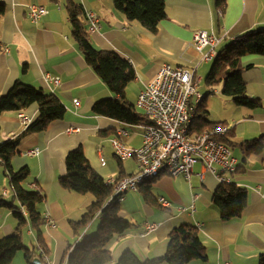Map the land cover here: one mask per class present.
<instances>
[{"label":"crops","instance_id":"crops-1","mask_svg":"<svg viewBox=\"0 0 264 264\" xmlns=\"http://www.w3.org/2000/svg\"><path fill=\"white\" fill-rule=\"evenodd\" d=\"M74 1L83 12L91 11L99 20L100 29L89 33L92 45L117 54L134 69L135 79L126 87V99L141 116L142 111L135 106L137 96L161 65L189 66L196 62L197 55L191 46L196 31H206L218 40L214 47L217 57L236 36L264 29V0H225L223 7H216L215 0H164L166 17L155 33L126 20L115 10L112 0ZM0 2L5 4L0 17V96L20 81L52 94L66 110L63 119L51 122L43 132L22 138L11 159L14 172L23 168L28 172L21 186L39 192L42 197L37 206L42 218L40 233L37 235L27 220L22 243L40 256L44 251L46 264H65L68 248L95 235L100 223L95 217L88 227L73 231L71 223L80 221L95 198L91 194L70 193L60 186L58 180L65 174L66 155L81 147L90 167L104 181L132 175L136 172L135 160L119 161L110 140L117 129H123L127 132L124 144L140 147L143 125L121 123L92 112L95 103L115 97L87 65L73 41L66 0ZM30 5L44 7L46 15L31 22L26 16ZM242 67L247 94L260 102L252 110L234 104L220 93V86L206 87L202 92L201 80L197 78L198 91L204 97L201 114L211 124L221 123L230 129L229 149L240 169L229 176L228 184L233 181L247 192L242 216L229 221L220 219L212 199L219 185L226 183H220L201 165L193 167L188 181L182 176L160 175L146 189L152 203L144 199L140 190L124 194L119 216L129 223V229L108 242L112 258L108 264H115L125 251L133 252L141 261L162 257L170 232L181 225L196 227L205 247L206 259L189 264H258L259 255L264 253V149L243 161L239 145L260 137L264 142V57H244ZM45 74L58 77L59 85L49 83ZM23 112L32 122L38 109L31 105ZM18 113L0 115V143L14 140L25 130ZM70 128L79 131L70 133ZM36 148L37 155L29 156ZM9 180L0 167V191H7L6 199L13 196ZM159 197L170 203L169 208L158 203ZM25 212L22 214L27 219ZM48 219L53 226L48 225ZM147 225H154L155 229L146 232ZM15 227L11 212L0 207V239L12 235ZM18 254L11 264H25L23 253Z\"/></svg>","mask_w":264,"mask_h":264},{"label":"trees","instance_id":"trees-1","mask_svg":"<svg viewBox=\"0 0 264 264\" xmlns=\"http://www.w3.org/2000/svg\"><path fill=\"white\" fill-rule=\"evenodd\" d=\"M112 2L115 10L120 12L126 20L138 23L150 33H155L158 24L166 17L164 0H112ZM224 4L225 0H215L216 7H223ZM4 11L5 4L0 2V17ZM66 11L70 19L71 36L79 52L94 74L115 97L95 103L92 112L121 123L150 125L149 120L144 115H139L126 99V87L135 79L132 66L117 54L98 50L92 45L85 14L79 4L74 0H66ZM247 56L264 57V29L250 30L231 39L214 59L203 83L209 89L220 86L222 95L231 98L234 104L252 110L258 108L260 102L247 94L242 77L244 71L242 58ZM31 105L37 106L36 118L14 140L0 143V167L10 177L9 188L13 192V196L9 199L0 195V207L11 212L16 222L14 233L0 239V264H11L19 252L23 253L25 264H32L33 259L36 258L41 264H46L34 248H27L22 243V233L27 220L36 230L37 235L40 233L42 218L37 206L42 201V197L39 192L27 191L21 186L28 172L25 168L14 172L11 168V159L22 138L43 132L51 122L63 119L66 110L52 94H46L41 89L15 81L9 90L0 96V115L13 111L20 113ZM202 105L193 123L195 132L218 125L211 124L203 117ZM220 141L228 148L232 146L229 141V132ZM239 149L245 161L252 155L260 154L264 149V142L261 137L245 141L239 145ZM65 169V174L58 180L62 188L70 193L91 194L95 198L80 221L71 223L73 231L76 233L78 229L88 227L95 217H98L100 221L95 235L84 238L68 248L65 264H108L112 261L107 247L108 242L114 237L123 236L129 229V223L119 216L120 203L116 199L108 200L113 188L106 186L105 181L90 167L81 147L71 150L66 155ZM239 169L238 167L235 173ZM123 177L126 176L118 179ZM152 182L139 187L144 194V199L150 203L153 200L146 189H149ZM106 202L108 204H105ZM212 202L219 211L220 219L229 221L242 216L247 204V192L233 181L228 185L220 184L213 194ZM22 210L27 212V219L23 216ZM205 259V247L196 227L181 225L170 232L168 248L162 257L141 261L133 252L125 251L115 264H160L162 262L189 264ZM258 264H264V253L259 255Z\"/></svg>","mask_w":264,"mask_h":264},{"label":"built area","instance_id":"built-area-1","mask_svg":"<svg viewBox=\"0 0 264 264\" xmlns=\"http://www.w3.org/2000/svg\"><path fill=\"white\" fill-rule=\"evenodd\" d=\"M46 13L44 7L30 5L26 16L35 23ZM84 14L87 31L89 33L98 31L100 24L95 13L86 10ZM217 42L212 34L202 30L196 31L191 43L197 55L196 62L189 66L161 65L154 78L140 91L135 106L142 111L150 125L143 126L140 147L129 148L124 144L123 138L127 136V132L123 129H117L110 140L119 161L132 158L136 162L134 174L105 181L106 186L113 188L111 199L121 203L124 194L138 192L140 185L155 181L163 174L171 177L182 176L188 181L196 164L201 165L220 183L230 182L229 176L235 174L237 161L230 149L220 141L227 136L229 127L218 124L200 132L193 131L195 117L203 103V96L198 91L199 80L196 78L195 70L200 63L216 58L214 47ZM205 48H208L206 52ZM44 78L53 85H59L58 77L45 74ZM18 119L24 129L31 123L24 112L18 114ZM78 131L75 128L69 129L70 133ZM38 152L39 149L36 148L28 155H37ZM0 195L7 197L8 193L3 189ZM157 201L164 208L170 206L162 197L157 198ZM24 212L25 210H22L23 214ZM48 225L53 226L49 219ZM154 229V225L145 227L146 232ZM41 256L44 261L47 260L44 251L41 252Z\"/></svg>","mask_w":264,"mask_h":264},{"label":"rangeland","instance_id":"rangeland-1","mask_svg":"<svg viewBox=\"0 0 264 264\" xmlns=\"http://www.w3.org/2000/svg\"><path fill=\"white\" fill-rule=\"evenodd\" d=\"M212 63H207V64H204L202 63L199 68L197 69V72H196V78H199L201 80V85L199 86L200 90L203 92L206 90V86L204 85L203 81L206 77V75L209 73V70L212 66ZM215 89H219V87H215ZM202 94V93H201ZM203 96V94H202ZM25 246L26 244L23 243ZM21 254H18V256H20ZM21 257V256H20Z\"/></svg>","mask_w":264,"mask_h":264},{"label":"water","instance_id":"water-1","mask_svg":"<svg viewBox=\"0 0 264 264\" xmlns=\"http://www.w3.org/2000/svg\"><path fill=\"white\" fill-rule=\"evenodd\" d=\"M32 264H41L38 258L33 259Z\"/></svg>","mask_w":264,"mask_h":264}]
</instances>
